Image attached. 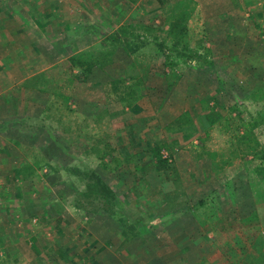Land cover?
Wrapping results in <instances>:
<instances>
[{
  "label": "rangeland",
  "instance_id": "rangeland-1",
  "mask_svg": "<svg viewBox=\"0 0 264 264\" xmlns=\"http://www.w3.org/2000/svg\"><path fill=\"white\" fill-rule=\"evenodd\" d=\"M66 1L42 0V11L47 2L63 4L60 15L67 11L71 20L56 29L70 34L77 57L49 67L24 97L16 87L6 91L15 92L19 116L6 131L12 142L0 133V264H28L36 247L52 244L71 255L54 264H247L249 254L264 247V170L258 169H264V121L254 130L256 149L249 148L254 138L244 134L264 114V0H192L189 34L172 58L159 49L168 24L158 0H72L78 22ZM25 5L0 0V11L14 12L16 25ZM22 16L38 50L22 48L21 39L18 48L1 50L18 62V77L44 70L45 60H60L61 42L50 44L46 21ZM127 23L146 25L144 46L137 52L118 47L109 58L105 36ZM187 48L212 64H198L197 57L186 61ZM83 63L92 71L75 75ZM186 111L198 130L169 129ZM198 115L209 126L207 134ZM158 142L170 170L157 171L152 162L150 149ZM136 154L142 155L137 169L111 162V155L125 160ZM36 158L59 171L47 176L49 167L36 165L34 177L16 176V166ZM85 168L98 169L112 185L140 235L125 240L123 226L106 212L84 209L79 173ZM203 198L224 217L216 230L204 228L189 211ZM49 215L62 219L58 230Z\"/></svg>",
  "mask_w": 264,
  "mask_h": 264
},
{
  "label": "trees",
  "instance_id": "trees-1",
  "mask_svg": "<svg viewBox=\"0 0 264 264\" xmlns=\"http://www.w3.org/2000/svg\"><path fill=\"white\" fill-rule=\"evenodd\" d=\"M127 1L134 4L139 0H127ZM158 1L160 5L163 8H165L167 11L166 21L168 24V29H167L168 37H165L162 43H159V49L164 51L165 54H167V57L170 58L171 57L170 52L172 50H177L176 48H178V44L181 43V41H184V40L186 41V36L189 34V31H190L187 24L193 15L194 7L191 4L192 0H178L174 2L173 4L168 3V0H158ZM131 24L133 25L135 24V26H132L128 23L123 24L120 26V30L118 32H115L109 36L108 35L105 36L104 38L106 41L105 43H107L108 46L112 47V49H110V51L108 52L109 58L113 54L114 50L117 49L118 47H121L123 49L127 47V50L137 52L141 49V47L144 46L145 44L144 40L146 38L142 35V32H144L142 30V27L146 28V25L143 24L142 27L139 28L137 26V23H131ZM139 29L141 30V32L138 31ZM171 40H173V42L169 43ZM183 54L186 56V58L184 57L186 61H189V59L191 58L197 57L198 64H201L203 66L206 65L207 63L212 64L211 61H208L203 56L202 53L200 54L198 53V51H194V49L187 48V51L184 52ZM102 55L104 56L106 54L103 53ZM70 60L73 61L74 58H71ZM90 60L94 61L92 59ZM173 60L169 59L168 63H173ZM71 66H72V69L77 68L74 62L71 63ZM92 69H93V65L92 66L89 65L85 67V64L83 63L81 68L78 69V73H75V75L81 76V75H85V73L87 75L88 72L92 71ZM40 75L45 76L44 73ZM40 75L34 77L31 81H29V84L38 86L36 84L38 82L36 78L39 77ZM46 81H47V78H46ZM113 81L118 83L120 80L118 81V79H115ZM40 88H42V86ZM53 90H54L53 91L54 93L55 92L57 93V90H58L57 85H55V89ZM261 115H262L261 118H258V117L255 118L253 122L251 123V126H248V129L244 133V134H247V137L251 139L254 138L255 128H257L259 124H262V122L264 121V114H261ZM197 118H198V121L201 122L203 129L206 130L205 134H207L208 132L207 130L209 126L206 124L204 126L202 119H201L202 118L201 115H198ZM186 127L193 128L192 129L193 131L198 130L197 121L194 119L193 114L188 111L176 117L173 123L169 125V129H174V130H179V129H183ZM254 143H255L254 146H249V148H252V150L256 149L258 145L260 144L257 141V138H254ZM163 147L164 145L158 142L150 149V152L154 158V161L152 162L156 170L160 172L167 171V170H170V168H172L169 160L162 156ZM141 158H142L141 154H136L134 156L131 155L130 158H126L125 160H122L118 157L111 155V162L112 163L115 162L116 168H120L124 164V165H128L130 169L132 168L137 169L139 167ZM101 164L105 166L108 165L107 167L109 168L112 167L110 164L105 162L104 159H101ZM36 165L41 169L44 167H49L48 168L49 171H46L45 173H43V174H46L47 176L52 175L53 173H55V171H59V168L55 167L52 162L46 159L41 160L39 158H36V161L34 163H24L19 168H16L14 170V173L16 174V176L23 177L25 179L32 178L34 177V175L37 174V172L35 173L36 169L33 168V166L36 167ZM258 169L261 171L264 170L261 167ZM79 175H80L79 180H82L83 183L85 182L84 183L85 189L82 192H80V198L86 204L84 209H86L87 212L90 211V212L98 213L99 210L106 212L111 218H113L115 221H117L120 225L123 226V236L125 240H129L131 235L135 237L137 235H140V232L138 231V228H139L138 224L132 221L131 218L126 214V211L122 210V207L119 206L117 202V193L115 189H113L112 185L107 180L104 179L102 173L99 172L98 169L85 168L80 171ZM234 184H232L233 186L232 189H234L235 186L237 188V184L235 185ZM212 202L213 201L209 202L208 199L203 198L200 201L196 202L195 204L190 205L189 207V211L192 212L194 217L199 221L200 224H202L204 228L207 227L208 224L211 226L212 229H214L213 227L217 228L218 223H221L224 220V217L218 215L215 209V205L214 203L212 204ZM74 204H77L76 200H74ZM79 204L81 205L80 201H79ZM248 218L251 219L250 216ZM47 219L49 220L50 223L55 222L53 220L54 217H52L51 215H49ZM244 220L247 221L246 218ZM60 225H62V219L59 217L57 218L55 222V227L57 230L60 228L59 227ZM216 228L214 230H216ZM49 249L54 250L58 256L52 257V255L49 252ZM256 250L258 252V256L251 255L249 264H264V254L261 252V250L259 249H256ZM60 253H61V250L58 249L54 244L44 245L41 249L36 247V256L28 264H54L55 263L54 260L56 261L57 259H59L64 262L66 258H69V256H71L70 254L66 252H63L61 254Z\"/></svg>",
  "mask_w": 264,
  "mask_h": 264
},
{
  "label": "crops",
  "instance_id": "crops-1",
  "mask_svg": "<svg viewBox=\"0 0 264 264\" xmlns=\"http://www.w3.org/2000/svg\"><path fill=\"white\" fill-rule=\"evenodd\" d=\"M6 1L8 2L10 0H6ZM21 1L24 3V5L25 3H28V4L24 6L23 9L25 10L20 15V18H19L21 19V22L18 21L20 23L16 24L17 26L13 24L14 19L16 21L18 20L15 18L14 12L11 13L10 10L0 11V133H3V132L6 133V131L10 128V123L15 119L14 118L15 115H17V118L19 116V114L15 112L13 108L14 106L13 100L15 97V92L12 91L9 93V92H6L7 90L16 87L21 92V94L26 91L29 92L30 86H32V84H29V81H31L34 77L42 73H47L48 70H50L49 67L53 65L62 64V60L64 58H67L68 60H70V58L77 57L76 55H74L75 51L73 52V49H72L74 45H72L71 43H68L71 40L70 37L68 38L70 34L67 32H63V31L59 32L60 30L58 31L56 29V27H58L59 25L63 26L64 22L70 23V20H71V17L67 15V11H65L66 15H63V14L60 15V12L62 13L64 9L63 4L60 5L59 3V7H58V5L54 6V2L52 3L47 2L48 5L46 6L44 5V6L49 7V9L45 10L44 11L45 14H44L42 11L43 10L42 9L43 5L41 3L42 0H36L34 2L31 0H21ZM67 3H68L67 6L70 8V11L73 12L74 9H76L77 7L76 3L73 4L72 0H69V2ZM24 13L27 16H32L33 18H36V19H39L40 17L41 19H44V21H46L45 23L47 24V29H45V32L47 33L49 31L47 34L50 33L49 35L50 44L55 45V43H57L58 41L61 42L60 45H56L60 50L58 54V56L60 57V60L52 61L51 54H50L48 58L51 59V62H46V60L44 61V65L46 66L44 70H40L33 74H27V75H25V72L22 71L23 74L20 77H18L13 74V70H14L13 66H18V62H15L11 55L9 56L7 55V57H6V54L3 55L5 52L2 54L1 50L10 51L11 49L14 50V48H18L19 47L18 42H20L19 41L20 39L22 40L21 41L22 48L27 49L29 52L30 50L34 51V49H37V45H34V43L33 44L31 43L30 30H28V27H27V23L29 25V20H27L25 17L22 16ZM74 16H76L78 19L76 12H73L72 18ZM77 19L73 18L74 22L75 21L78 22L79 20ZM11 21H12V24H11ZM89 26L90 25L85 26L86 31ZM51 29H52V32L50 31ZM52 34L57 37H51L53 36ZM72 35H74V33ZM64 37H65V41H63ZM68 48H69V51H68ZM64 52H70L69 56L66 57L67 56L66 54L63 56L62 53ZM79 57H82V56H79ZM11 58L13 59V61L11 60ZM27 64L30 65L29 63H25V65ZM3 70H4V73H2ZM4 137L7 140V142L8 140L12 142L11 136H9L7 133L4 135ZM15 143L19 145L18 141H15ZM4 145H6V143H4ZM2 160L10 161V158H3ZM20 166L21 165L16 166L13 170H15L16 168H19ZM259 250H261V252L264 254V247H262L261 249L259 248ZM251 255L258 256L257 250H255L254 253H250L249 257H251ZM248 259L250 262V258ZM249 262H247V264H249Z\"/></svg>",
  "mask_w": 264,
  "mask_h": 264
}]
</instances>
